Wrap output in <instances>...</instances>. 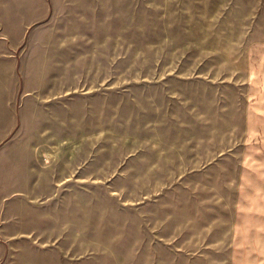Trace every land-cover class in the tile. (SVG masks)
Masks as SVG:
<instances>
[{
    "label": "rangeland",
    "instance_id": "rangeland-1",
    "mask_svg": "<svg viewBox=\"0 0 264 264\" xmlns=\"http://www.w3.org/2000/svg\"><path fill=\"white\" fill-rule=\"evenodd\" d=\"M27 1L20 137L75 230L7 264H264V0Z\"/></svg>",
    "mask_w": 264,
    "mask_h": 264
},
{
    "label": "crops",
    "instance_id": "crops-1",
    "mask_svg": "<svg viewBox=\"0 0 264 264\" xmlns=\"http://www.w3.org/2000/svg\"><path fill=\"white\" fill-rule=\"evenodd\" d=\"M27 5V0H0V240L27 234L42 247H55L61 229L74 231L75 225L61 228L57 209L44 212V201L52 196L43 197L44 164L33 144L20 137L24 120L37 105L24 81V71L33 67L21 46L27 38L22 14ZM7 263L11 261L0 255V264Z\"/></svg>",
    "mask_w": 264,
    "mask_h": 264
}]
</instances>
